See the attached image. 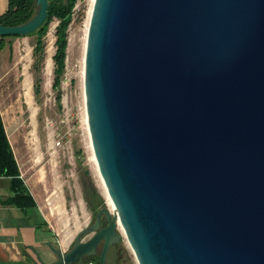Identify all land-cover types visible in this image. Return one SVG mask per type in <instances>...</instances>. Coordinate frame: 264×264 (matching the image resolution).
<instances>
[{
	"label": "water",
	"instance_id": "1",
	"mask_svg": "<svg viewBox=\"0 0 264 264\" xmlns=\"http://www.w3.org/2000/svg\"><path fill=\"white\" fill-rule=\"evenodd\" d=\"M36 5L0 35L41 26ZM84 92L113 211L40 264L101 242L107 264L123 234L139 264H264V0H94Z\"/></svg>",
	"mask_w": 264,
	"mask_h": 264
},
{
	"label": "rangeland",
	"instance_id": "2",
	"mask_svg": "<svg viewBox=\"0 0 264 264\" xmlns=\"http://www.w3.org/2000/svg\"><path fill=\"white\" fill-rule=\"evenodd\" d=\"M91 3L78 0L75 6L68 28L66 65L57 88L53 86L57 17L43 36L39 70L33 67L36 34L17 41L12 51L10 46L2 49L6 68L0 75V97L7 107V130L24 178L58 231L55 245L64 251L92 223L99 208L107 206L113 211L93 158L87 123L84 57ZM50 55L52 63L47 68ZM36 76L40 77L39 91L34 87ZM25 77L30 80L29 97L23 88ZM92 233H83L82 239ZM116 257L109 264H139L124 234Z\"/></svg>",
	"mask_w": 264,
	"mask_h": 264
},
{
	"label": "trees",
	"instance_id": "3",
	"mask_svg": "<svg viewBox=\"0 0 264 264\" xmlns=\"http://www.w3.org/2000/svg\"><path fill=\"white\" fill-rule=\"evenodd\" d=\"M78 0H49L48 15L45 21L37 29L20 35L36 34V42L33 47L34 62L33 67L39 70V63L43 58L44 40L43 36L47 32L49 22L57 17L59 22L56 26V50L53 54L54 59V82L53 86L58 87L61 82V74L65 69V58L67 55L68 45V28L73 19V12ZM37 8L36 0H9L8 8L0 14V23L5 25L19 24L30 19ZM19 35V34H18ZM6 36L17 35H2L0 40V52L6 45ZM13 46L10 45L12 51ZM40 77L36 76L34 87L36 91L40 88ZM0 176H6L10 179L11 194L6 201L14 203L20 207L37 206L36 200L22 178L19 163L17 161L14 149L10 142L4 120L0 110ZM91 264H99V255L87 256V262Z\"/></svg>",
	"mask_w": 264,
	"mask_h": 264
},
{
	"label": "crops",
	"instance_id": "4",
	"mask_svg": "<svg viewBox=\"0 0 264 264\" xmlns=\"http://www.w3.org/2000/svg\"><path fill=\"white\" fill-rule=\"evenodd\" d=\"M8 4L9 0H0V14L8 8ZM2 38V35H0V40ZM29 38L30 35L6 36L5 46H14L17 41L29 40ZM5 68L6 57L3 58L1 50L0 75ZM4 104L5 102L0 97V110L7 130L5 121L7 107ZM7 134L13 147L8 130ZM14 153L19 163L22 178L32 192L37 206L23 208L6 201L12 192L10 179L6 176H0V264H40L38 254H40L44 261L52 262L58 255L51 245H49V242L56 246L55 236L58 234V231L46 217L41 207L40 199L24 178V172L15 150ZM85 264H88V262Z\"/></svg>",
	"mask_w": 264,
	"mask_h": 264
},
{
	"label": "bare ground",
	"instance_id": "5",
	"mask_svg": "<svg viewBox=\"0 0 264 264\" xmlns=\"http://www.w3.org/2000/svg\"><path fill=\"white\" fill-rule=\"evenodd\" d=\"M93 3H94V0H92V3H91L90 12H89V19H90V15H91V11H92ZM50 63H52L51 55H50V56L48 57V59H47V64H46V67H47V68L49 67ZM46 72H47V71H46ZM50 73H51V72H50ZM50 73H49V74H50ZM23 88L25 89V94L27 95V97H29V95H30V80H29L28 77H25V79H24V82H23ZM89 134H90V133H89ZM90 141H91V140H90ZM91 145H92V144H91ZM93 158H94V160H95V163H96V166H97V170H98V172H99L98 164H97L96 157H95L94 153H93ZM99 175H100V178H101V181H102V184H103L104 190H105L107 196L109 197V200H110L111 206H112V208H113V207H114V204H113V202H112V200H111V198H110V196H109V194H108V192H107V190H106L105 184H104V182H103V179H102L100 173H99ZM118 223H119V227H120V229L123 230V227H122L121 222L119 221Z\"/></svg>",
	"mask_w": 264,
	"mask_h": 264
},
{
	"label": "flooded vegetation",
	"instance_id": "6",
	"mask_svg": "<svg viewBox=\"0 0 264 264\" xmlns=\"http://www.w3.org/2000/svg\"><path fill=\"white\" fill-rule=\"evenodd\" d=\"M95 217H96V214H95ZM95 217H94V220H95ZM93 221H92V223H93ZM105 224H107V218H106V215L103 213L101 216V225L103 226ZM91 232L94 233V231H91ZM86 233H89V232H86ZM93 233L91 234V236L93 235ZM101 248H102V242L99 244L97 252L93 255H99V257H100ZM118 253H119V242H116V243L112 244V246L109 249L108 256H107V264H109L110 258L115 257V259H116L117 258L116 256L118 255ZM85 258H87V256Z\"/></svg>",
	"mask_w": 264,
	"mask_h": 264
},
{
	"label": "built area",
	"instance_id": "7",
	"mask_svg": "<svg viewBox=\"0 0 264 264\" xmlns=\"http://www.w3.org/2000/svg\"><path fill=\"white\" fill-rule=\"evenodd\" d=\"M90 264H91V261H90Z\"/></svg>",
	"mask_w": 264,
	"mask_h": 264
}]
</instances>
